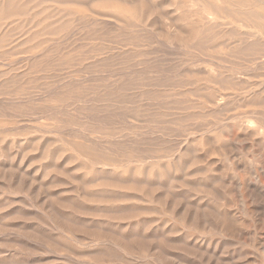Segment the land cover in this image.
Returning a JSON list of instances; mask_svg holds the SVG:
<instances>
[{"label": "rangeland", "instance_id": "1", "mask_svg": "<svg viewBox=\"0 0 264 264\" xmlns=\"http://www.w3.org/2000/svg\"><path fill=\"white\" fill-rule=\"evenodd\" d=\"M67 1L0 0V264H264V42Z\"/></svg>", "mask_w": 264, "mask_h": 264}, {"label": "bare ground", "instance_id": "2", "mask_svg": "<svg viewBox=\"0 0 264 264\" xmlns=\"http://www.w3.org/2000/svg\"><path fill=\"white\" fill-rule=\"evenodd\" d=\"M59 1H61V0H59ZM68 1H70L71 2V0H68ZM67 1V2H68ZM73 1V0H72ZM77 1H80V0H77ZM90 1H93V0H90ZM89 1V2H90ZM111 1V0H110ZM116 1V0H115ZM122 3H125L127 0H120ZM134 1V0H133ZM133 1H132V3H133ZM139 1V0H138ZM140 1H142V0H140ZM151 2L153 1V0H150ZM143 2V1H142ZM146 2V1H145ZM171 2L173 3V4H171V5H173L174 6V9L176 10V12L178 11L179 12V10H181V9H183V12L184 13H186V15L184 16V18L183 17H181V16H179V18H181V21H182V23H183V25H182V28H180V27H177L176 25H175V28H174V31L176 32V33H188V34H190V36H191V34H193L192 32H196V33H194V35L195 34H197V37H200V36H203V35H207V36H209L208 34H211V35H215V32H216V38H217V36H218V34H221V33H223V31H221V30H224V32L227 30L228 31V33H230L231 35L233 34L234 36L235 35H242V37L240 36V39L237 41V42H240V44H241V42H242V44H245V45H251V44H254V43H262V42H264V0H171ZM112 3H113V1H112ZM132 3H130V4H132ZM135 3L136 2H134V5H135ZM67 4V3H66ZM69 4V3H68ZM76 4V3H75ZM87 4H88V1H87ZM111 4V3H110ZM119 4V3H118ZM125 4H127V3H125ZM139 4V3H138ZM145 4V3H144ZM148 4V3H147ZM154 4V3H153ZM70 5H72L71 3H70ZM107 6H108V3L106 4ZM114 5V4H113ZM140 5V4H139ZM149 5H150V3H149ZM152 5V4H151ZM136 7H137V5H135ZM144 6V5H143ZM142 6V7H143ZM5 7V6H4ZM4 7H2V9H0V16H1V14H4L5 13V10H4ZM111 7H113V6H111ZM116 7H118V6H116ZM139 7H141V6H139ZM141 7V8H142ZM119 8V7H118ZM121 8V7H120ZM119 8V9H120ZM111 9V8H110ZM117 9V8H116ZM118 9V10H119ZM127 9H129V7L127 8ZM130 9H133V7L131 8L130 7ZM145 9V8H144ZM153 9V8H152ZM99 10V9H98ZM102 10V9H101ZM104 10V9H103ZM108 10V9H107ZM133 10H135V9H133ZM138 10V8H136V12L138 13L139 11H137ZM9 11V10H8ZM112 12H113V10H111ZM121 11V10H120ZM145 11V10H144ZM148 11V10H147ZM153 11H154V9H153ZM69 12V11H68ZM75 11H73V13H74ZM103 12V11H102ZM107 12V11H106ZM110 12V11H109ZM111 12V13H112ZM126 12V11H125ZM140 12H142V11H140ZM171 12H173V11H171ZM105 13V12H104ZM114 13H115V11H114ZM116 13H118L120 16H125V14H124V12L122 11V12H116ZM115 13V14H116ZM130 13V12H129ZM136 13V14H137ZM110 14V13H109ZM171 14V13H170ZM176 14V13H175ZM174 14V15H175ZM106 15H108V14H106ZM111 15V14H110ZM119 15H116L117 17L119 16ZM133 16V15H132ZM131 16V17H132ZM139 16V15H138ZM146 16V15H145ZM176 16V15H175ZM178 16V15H177ZM130 17V16H129ZM136 17V16H135ZM140 17V16H139ZM110 18H112V17H110ZM124 18V17H123ZM127 18H128V16H127ZM130 19V18H129ZM138 19V18H137ZM176 19V18H175ZM178 19V18H177ZM113 20V19H112ZM124 20V19H123ZM143 20V19H142ZM179 20V19H178ZM177 20V21H178ZM227 20V21H226ZM107 21H109V20H107ZM116 21V20H115ZM120 21V20H119ZM136 21V20H135ZM114 22V21H113ZM122 22V21H121ZM126 22V21H125ZM137 22V21H136ZM139 22H140V20H139ZM171 22V21H170ZM180 22V21H179ZM117 23H119L118 21H117ZM134 23V22H133ZM138 23V22H137ZM122 24H124L125 25V23H121V27H122ZM127 24H129V21L127 22ZM140 24V23H139ZM119 25V24H118ZM137 26H138V24H136ZM136 25H135V28H137L136 27ZM160 25V24H159ZM167 25V24H166ZM126 26V25H125ZM130 26V25H129ZM141 26V25H140ZM163 26V25H162ZM170 26V25H169ZM226 26H229L231 29H232V31L231 30H229L230 28H227ZM132 27H133V24H132ZM139 27V26H138ZM144 27V26H143ZM142 27V28H143ZM146 27H147V25H146ZM151 27H153V26H151ZM222 27H226L225 29H221ZM245 27V28H244ZM116 28V27H115ZM124 28V27H123ZM125 28H127V26L125 27ZM124 28V29H125ZM131 28V27H130ZM158 28V27H157ZM167 28V27H166ZM165 28V29H166ZM248 29L247 31H244L243 32V30L242 29ZM129 29V28H128ZM138 29V28H137ZM137 29H133V30H136L137 31ZM140 29V28H139ZM160 29H161V27H160ZM162 29H164V28H162ZM171 29V28H170ZM221 29V30H220ZM61 30V29H60ZM117 30V29H116ZM116 30H115V32H116ZM126 30V29H125ZM130 30V29H129ZM112 31V30H111ZM120 31V30H119ZM121 31H123L122 29H121ZM128 31V30H127ZM126 31V32H127ZM157 31V30H156ZM215 31V32H214ZM108 32V31H107ZM126 32H124V33H126ZM138 32V31H137ZM111 33V32H110ZM131 33V32H130ZM134 33V32H133ZM168 33V32H167ZM226 33V32H225ZM225 33H223L224 35H225ZM114 34V33H113ZM118 34H119V32H118ZM122 34V33H121ZM129 34V33H128ZM136 34V33H135ZM112 35V34H111ZM123 35V34H122ZM193 35V36H194ZM116 36H119V35H116ZM171 36H174L173 34L171 35ZM176 36V35H175ZM174 36V37H175ZM196 36V35H195ZM227 36V35H226ZM233 36V37H234ZM122 37V36H121ZM123 37H124V35H123ZM122 37V38H123ZM130 37H132V36H130ZM134 37V36H133ZM137 37H139V36H137ZM136 37V38H137ZM174 37H173V39H174ZM188 37V36H187ZM204 37V36H203ZM230 37V36H229ZM237 37V36H236ZM117 38V37H116ZM140 38V37H139ZM192 38V37H191ZM221 38V37H220ZM224 38V37H223ZM238 38V37H237ZM118 39V38H117ZM119 39H121V38H119ZM118 39V40H119ZM124 39V38H123ZM129 39V38H128ZM141 39V38H140ZM189 39V38H188ZM222 39V38H221ZM230 39V38H229ZM231 39H234V38H232V36H231ZM236 39V38H235ZM124 40H127V39H124ZM132 40V39H131ZM134 40V39H133ZM136 40V39H135ZM171 40V39H170ZM175 40V39H174ZM198 40L199 39H195V40H193V42H192V46H193V44H198ZM209 40V39H208ZM176 41V40H175ZM207 41V40H206ZM220 41V40H219ZM222 41V40H221ZM226 41H227V38H226ZM129 42V41H128ZM131 42V41H130ZM138 42V41H137ZM172 42V41H171ZM170 42V43H171ZM184 42V41H183ZM203 42V41H202ZM201 42V43H202ZM223 42V41H222ZM233 42V41H232ZM119 42L117 41V44H118ZM122 44H123V42H121ZM135 43H136V41H135ZM206 44L207 43H209V42H205ZM215 44H217V42H216V40H215V42H214ZM128 44V43H127ZM133 44V43H132ZM150 44V43H149ZM226 44V43H225ZM228 44H231V42L229 43L228 42ZM236 44H238V43H236ZM118 45H120V43L118 44ZM124 45V44H123ZM151 45V44H150ZM187 45V44H186ZM222 45H223V43H222ZM227 45V44H226ZM184 46V45H183ZM215 47H216V45H214ZM218 46H221V45H219L218 44ZM232 46V44L229 46V47H231ZM234 46V45H233ZM237 46V45H236ZM238 46H239V44H238ZM124 47V46H123ZM129 47V46H128ZM196 47V46H195ZM212 47V46H211ZM224 47H225V45H224ZM227 47V46H226ZM245 47V46H244ZM259 47V46H258ZM109 48V47H108ZM125 48V47H124ZM178 48V47H177ZM181 48V47H180ZM186 48V47H185ZM197 48V47H196ZM201 48V47H200ZM208 48V47H207ZM214 48V47H213ZM219 48V47H218ZM236 48V47H235ZM243 48V47H242ZM116 49V48H115ZM190 49H192V47L190 46ZM189 49V50H190ZM225 49V48H224ZM259 49L260 50H262L260 47H259ZM118 50V49H117ZM198 50V49H197ZM201 50H202V48H201ZM200 50V51H201ZM208 50H210V49H208ZM212 50H214V49H212ZM217 50V49H216ZM110 51V50H109ZM118 51H120V50H118ZM206 51V50H205ZM221 51V50H220ZM242 51V50H241ZM122 51H120V53H121ZM115 53V52H114ZM146 53V52H145ZM101 54V53H100ZM239 54H241V53H239ZM247 54H248V52H247ZM116 55H117V52H116ZM244 55H245V53H244ZM249 55V54H248ZM113 56H114V54H113ZM121 56V55H120ZM125 56V55H124ZM117 58L119 57V54L116 56ZM116 57H114V58H116ZM105 58H107V57H105ZM100 59V58H99ZM121 58H119V61H123V60H120ZM125 59V58H124ZM146 59V58H145ZM116 61L118 60V59H115ZM114 60V61H115ZM131 60V59H130ZM148 61V60H147ZM158 61V60H157ZM131 62V61H130ZM124 64H126V63H124ZM128 65V64H127ZM123 67V66H122ZM133 68V67H132ZM118 69V68H117ZM122 70V69H121ZM212 71V70H211ZM231 74V73H230ZM218 75V74H217ZM214 76V75H213ZM263 76V75H262ZM221 77H223V76H221ZM216 78V77H215ZM242 78V77H241ZM222 79V78H221ZM234 79V78H233ZM238 79V78H237ZM20 80V79H19ZM238 81V80H237ZM262 82V81H261ZM236 83V82H235ZM136 83H134V85H135ZM138 84V83H137ZM143 84V83H142ZM262 84V83H261ZM136 86V85H135ZM137 86H139V84L137 85ZM142 87V86H141ZM242 87V86H241ZM138 88V87H137ZM233 88V87H232ZM237 88V90H238V87H236ZM249 88V87H248ZM96 89H98V88H96ZM95 89V90H96ZM189 90V89H188ZM97 91V90H96ZM116 91H118V89L116 90ZM155 91V90H154ZM236 91V90H235ZM151 92V91H150ZM153 92V91H152ZM225 92V91H224ZM116 93V92H115ZM223 93V92H222ZM231 93V92H230ZM259 93V92H258ZM99 94V93H98ZM233 94V93H232ZM113 95H115L114 93L112 94V96ZM121 95V94H120ZM127 95V94H126ZM143 95H145V94H143ZM153 95V94H152ZM225 95V94H224ZM99 96V95H98ZM106 96V95H105ZM226 96H228V94L226 95ZM233 96V95H232ZM238 96V95H237ZM236 96V97H237ZM262 96V95H261ZM151 97V96H150ZM154 97H157L158 98V96H154ZM226 98H228V97H226ZM242 98V97H241ZM241 98L239 99V100H241ZM104 100V99H103ZM158 100H159V98H158ZM224 100V99H223ZM226 100V99H225ZM251 101V100H250ZM263 101V100H262ZM226 102V101H225ZM222 104V103H221ZM209 107V106H208ZM212 108H214V107H212ZM219 108V107H218ZM226 108V107H225ZM224 108V109H225ZM220 109V108H219ZM234 110V109H233ZM209 112V111H208ZM12 115V114H11ZM242 117V116H241ZM244 117V116H243ZM242 117V118H243ZM257 119H259L260 120V118H258V117H256ZM255 118V119H256ZM81 119V118H80ZM88 119V118H87ZM247 119V118H246ZM240 121V120H239ZM239 121H238V126H239ZM261 121H263L262 119H261ZM256 122V121H255ZM243 123V122H242ZM249 123H250V121H249ZM84 124V123H83ZM86 124V123H85ZM262 124V123H261ZM251 125V124H250ZM256 126V125H255ZM95 128H96V126H94ZM241 127H243V126H241ZM238 129H239V127H238ZM246 129V128H245ZM264 130V129H263ZM251 131V130H250ZM252 132H253V130H252ZM251 132V133H252ZM246 134H247V131H246ZM250 134V133H249ZM256 135V134H255ZM100 137V136H99ZM101 138H103V137H101ZM87 139V138H86ZM67 140V139H66ZM110 140V139H109ZM126 141V140H125ZM57 142V141H56ZM62 142V141H61ZM109 142V141H108ZM113 143V142H112ZM95 149V148H94ZM100 150V149H99ZM101 151V150H100ZM77 155V154H76ZM76 155H74V156H76ZM83 158V157H82ZM99 158V157H98ZM97 158V159H98ZM109 159V158H108ZM110 159H112V158H110ZM113 160V159H112ZM111 160V161H112ZM87 161V160H86ZM90 161V160H89ZM103 161H104V159H103ZM102 161V162H103ZM110 161V162H111ZM120 161V160H119ZM114 162H115V160H114ZM87 163V162H86ZM94 163V162H93ZM104 163H106L105 161H104ZM102 164V163H101ZM105 165V164H104ZM107 165V164H106ZM88 166V165H87ZM103 166V165H102ZM101 166V167H102ZM98 167H100V166H98ZM103 167H105V166H103ZM91 168V167H90ZM93 168H94V166H93ZM95 169V168H94ZM109 169V168H108ZM96 170V169H95ZM99 170L101 171V168H99ZM104 170V169H103ZM106 170V169H105ZM96 172H97V170H96ZM103 172V171H102ZM112 172V171H111ZM143 172V171H142ZM256 172V171H255ZM101 173V172H100ZM107 172H105V174H106ZM104 174V173H103ZM106 176V175H105ZM100 178V177H99ZM100 192H102V191H100ZM104 193L105 194H107L108 192L107 191H104ZM113 193V192H112ZM249 196V195H248ZM251 197V196H250Z\"/></svg>", "mask_w": 264, "mask_h": 264}]
</instances>
